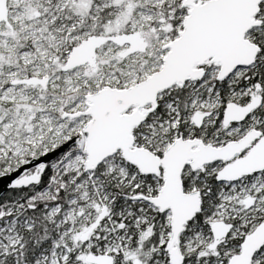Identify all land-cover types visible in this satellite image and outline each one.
Listing matches in <instances>:
<instances>
[{
    "label": "snow or ice",
    "instance_id": "snow-or-ice-1",
    "mask_svg": "<svg viewBox=\"0 0 264 264\" xmlns=\"http://www.w3.org/2000/svg\"><path fill=\"white\" fill-rule=\"evenodd\" d=\"M0 264H264V0H0Z\"/></svg>",
    "mask_w": 264,
    "mask_h": 264
}]
</instances>
